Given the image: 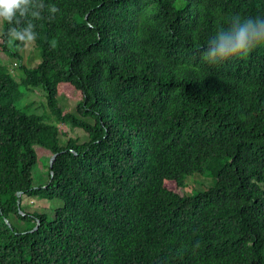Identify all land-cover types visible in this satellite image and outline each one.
<instances>
[{
    "label": "trees",
    "instance_id": "16d2710c",
    "mask_svg": "<svg viewBox=\"0 0 264 264\" xmlns=\"http://www.w3.org/2000/svg\"><path fill=\"white\" fill-rule=\"evenodd\" d=\"M41 2L40 18L14 21L34 24L35 67L0 34L22 72L0 68V264H264V43L204 58L264 0ZM36 88L42 113L16 106ZM56 123L86 140L63 143ZM36 147L56 157L35 187ZM189 178L185 193L167 186ZM33 200L52 216L28 212Z\"/></svg>",
    "mask_w": 264,
    "mask_h": 264
},
{
    "label": "clouds",
    "instance_id": "9594fccd",
    "mask_svg": "<svg viewBox=\"0 0 264 264\" xmlns=\"http://www.w3.org/2000/svg\"><path fill=\"white\" fill-rule=\"evenodd\" d=\"M44 7L43 2L33 4L32 0H0V27L1 24L8 25L7 36L12 41L25 42V44L34 41L37 36L34 24L29 21L23 26H17L14 21L17 15L40 18L41 9ZM58 10L55 3L47 4L50 18ZM260 43H264V16L232 15L228 18L227 25L219 28L207 40L204 58L210 64L219 63L232 56L244 54ZM18 64L20 65L19 62Z\"/></svg>",
    "mask_w": 264,
    "mask_h": 264
},
{
    "label": "rangeland",
    "instance_id": "374dc122",
    "mask_svg": "<svg viewBox=\"0 0 264 264\" xmlns=\"http://www.w3.org/2000/svg\"><path fill=\"white\" fill-rule=\"evenodd\" d=\"M2 29V24L0 27V30ZM6 45H8V49H6L7 52L10 50H15V48L12 45V42H7ZM6 51L0 46V68H4L7 73H11V75L15 78V80H19L21 77V71L19 69V64L15 58H10L6 55ZM18 54L21 57V65L22 63L27 66V68L35 67L39 61H40V55H39V49L36 48L34 45V41L26 42L24 43L23 47H18ZM17 64V65H16ZM9 73V74H10ZM22 91V90H21ZM62 98H59L61 100ZM63 100V101H62ZM61 104L63 105V110L65 111H73L76 102L73 99H62ZM19 104L22 106H29L30 111L42 113L44 111L43 105L45 104L44 100V94L41 89L36 88L33 90V93H24L20 100L17 102L16 106L19 107ZM45 113H47V110L45 109ZM49 121H51V118L48 117ZM58 125L59 131H60V139L64 143L69 137L72 138H78L79 142H82L86 140L87 136L86 134L76 128H71L67 124H61L56 123ZM36 153L38 157V161L36 165L32 169V179H33V185L39 186L42 184H45L48 181V164L49 159L51 157V153L44 150L43 148L36 147ZM206 185L209 183L206 182ZM170 189L177 193H185L187 191H190L194 186L195 182L192 178H189L187 180V186L184 189L178 188L174 183H169L167 185ZM264 188V183H263ZM54 202H49L48 208L44 207L43 205H40L36 203L34 200L30 201L29 204L26 207V210L30 213L38 212V213H47L49 216H52V209L54 207ZM60 203H58L59 205ZM46 208V209H45ZM48 209V210H47Z\"/></svg>",
    "mask_w": 264,
    "mask_h": 264
},
{
    "label": "water",
    "instance_id": "95a60500",
    "mask_svg": "<svg viewBox=\"0 0 264 264\" xmlns=\"http://www.w3.org/2000/svg\"><path fill=\"white\" fill-rule=\"evenodd\" d=\"M55 157H56V154L52 155L51 158L49 159V167L50 168L52 167V164H53V161H54ZM20 196H21V192H17L16 193V198H17L18 207L20 206ZM19 213L22 214V215L24 214L20 210H19ZM37 227H38V224L35 226V228L33 230L37 229Z\"/></svg>",
    "mask_w": 264,
    "mask_h": 264
}]
</instances>
